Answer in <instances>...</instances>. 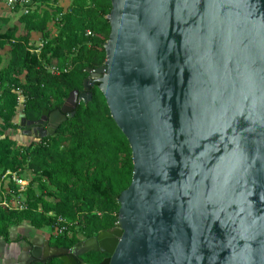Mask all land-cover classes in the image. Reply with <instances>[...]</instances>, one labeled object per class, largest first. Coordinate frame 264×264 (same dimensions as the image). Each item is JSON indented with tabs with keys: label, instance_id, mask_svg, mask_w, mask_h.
<instances>
[{
	"label": "water",
	"instance_id": "water-1",
	"mask_svg": "<svg viewBox=\"0 0 264 264\" xmlns=\"http://www.w3.org/2000/svg\"><path fill=\"white\" fill-rule=\"evenodd\" d=\"M111 2L104 67L36 125L54 136L99 85L133 156L118 228L26 263L264 264V0Z\"/></svg>",
	"mask_w": 264,
	"mask_h": 264
},
{
	"label": "trees",
	"instance_id": "trees-1",
	"mask_svg": "<svg viewBox=\"0 0 264 264\" xmlns=\"http://www.w3.org/2000/svg\"><path fill=\"white\" fill-rule=\"evenodd\" d=\"M34 1L45 8L20 18L23 35L18 36L14 27L0 34V48L11 46L6 67L0 53V174H37L31 178L27 211L11 212L0 207V238L9 242L13 226L55 228L57 219L63 218L72 235L67 233L54 241L51 237L50 246L72 249L81 243L79 235L91 239L118 228L119 199L133 180L130 144L112 118L99 85L92 88V100L81 103L76 115L69 117L54 136H42V143L19 146L18 140L2 136L6 131L21 129L14 121L20 91L26 98L24 122L30 129L47 127L36 125L43 111L61 110L72 92L84 91L87 70L104 67L112 2L70 0L71 6L64 10L60 0ZM50 25L59 27L57 37L51 38L47 32ZM33 33L47 38L40 54L30 51ZM70 58L73 68L67 72L58 76L49 72L50 68L61 69ZM86 257L84 264H99L105 255L95 252ZM45 264L64 263L55 258Z\"/></svg>",
	"mask_w": 264,
	"mask_h": 264
},
{
	"label": "rangeland",
	"instance_id": "rangeland-1",
	"mask_svg": "<svg viewBox=\"0 0 264 264\" xmlns=\"http://www.w3.org/2000/svg\"><path fill=\"white\" fill-rule=\"evenodd\" d=\"M8 18H3L0 17V34L3 35L7 32V29H9L10 27H14L18 29V36L23 35L24 34V26L23 24L20 22V18L19 16L16 15H12L11 12L6 14ZM58 30L59 27L58 26H54V25H50L48 28V33L50 34L51 38L53 37H57L58 35ZM50 38V39H51ZM47 43V38L44 37V35L42 34H36L33 33L30 37L29 40V48L30 51L32 53H37V51H41V48L43 46H45ZM10 52H11V46L9 45H4L3 47L0 48V53L3 57V67H6L9 64L10 61ZM73 58L68 59V61L61 66V69H66V68H73V63L72 60ZM20 94V100H19V109H18V114L16 116V119L14 120L16 125H21V129H16V130H10V131H6L3 133L2 138H6V137H10V139H12L13 141L18 140V144L19 146H28L30 144H35L38 145L40 143H42V136H46L47 135V127H35L30 129L29 125L26 124V122H24V116H23V103H25L26 98L23 96L22 92H19ZM0 123H2V120L0 119ZM33 178L37 177V174H33L32 175ZM30 177V178H32ZM38 190H40V187H38ZM44 232L46 234L49 235V239L52 237L53 241L54 240H58L59 236L56 235V231L53 228H46L44 229ZM72 233L69 232L68 236H71ZM99 236V235H98ZM80 240L83 242L86 239L83 236L79 235ZM87 259V257L84 258V261Z\"/></svg>",
	"mask_w": 264,
	"mask_h": 264
},
{
	"label": "built area",
	"instance_id": "built-area-1",
	"mask_svg": "<svg viewBox=\"0 0 264 264\" xmlns=\"http://www.w3.org/2000/svg\"><path fill=\"white\" fill-rule=\"evenodd\" d=\"M0 3L8 9L12 15L24 16L40 13L45 6L34 0H0ZM91 36V33H88ZM37 51L36 54H40ZM71 68L59 69L50 68L49 72L53 75H60ZM24 107V103L22 104ZM32 179L28 174L20 175L16 172L7 171L0 174V207L11 212H24L29 209L27 193L30 188ZM56 235L62 237L69 233L70 225L63 218H58L55 224Z\"/></svg>",
	"mask_w": 264,
	"mask_h": 264
},
{
	"label": "crops",
	"instance_id": "crops-1",
	"mask_svg": "<svg viewBox=\"0 0 264 264\" xmlns=\"http://www.w3.org/2000/svg\"><path fill=\"white\" fill-rule=\"evenodd\" d=\"M59 6L67 10L71 6V1L60 0ZM8 12L10 13L0 3V17L5 18ZM49 241V235L44 232V229L39 230L28 224L13 226L10 230L9 242L0 238V264H27L26 261L31 256L28 249L34 244L35 247L45 249Z\"/></svg>",
	"mask_w": 264,
	"mask_h": 264
},
{
	"label": "flooded vegetation",
	"instance_id": "flooded-vegetation-1",
	"mask_svg": "<svg viewBox=\"0 0 264 264\" xmlns=\"http://www.w3.org/2000/svg\"><path fill=\"white\" fill-rule=\"evenodd\" d=\"M37 126H39V125H37ZM47 127H48V125H47ZM37 128H38V127H37ZM109 232H112V231H109ZM98 237H99V236L94 237V238H91V239H96V238H98ZM88 240H90V239H88ZM88 240H85V241H83V242H88ZM83 242L81 241V243H83ZM88 246H92V243H90ZM91 253H95V252H91ZM91 253H87V254H85L84 256L81 257V259H82V264H84V258H85L87 255H90ZM96 253H100V254H102V255H105V257L103 258V260L101 261V263H103L105 260H107V259L110 258L109 255H107V254H103V253H101L100 251H99V252H96ZM101 263H99V264H101Z\"/></svg>",
	"mask_w": 264,
	"mask_h": 264
}]
</instances>
